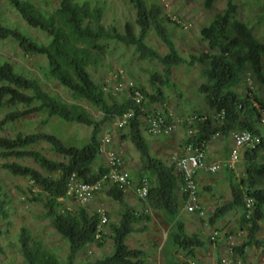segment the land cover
<instances>
[{"label":"trees","instance_id":"16d2710c","mask_svg":"<svg viewBox=\"0 0 264 264\" xmlns=\"http://www.w3.org/2000/svg\"><path fill=\"white\" fill-rule=\"evenodd\" d=\"M131 1L136 8L139 33L135 32L131 23L125 25L123 32L116 26L104 25L103 7L92 5L89 0H60L59 6L50 14L44 13L31 0H11L28 25L49 34L46 43L38 42L22 30L8 28L0 22V37L13 38L28 54H43L47 57L45 78L59 80L71 90L75 100H86L103 113L101 119L95 118L81 103H69L59 99L47 92L39 79L18 73L9 61H0V110L7 107L12 109L0 121L1 129L7 123L16 122L35 113L59 116L68 122L94 127L90 141L82 146L68 145L56 135L42 131L18 132L14 136L0 134V156L5 158L30 156L49 172L58 174L44 175L29 165L18 162L4 163V167L11 173L28 176L41 190L33 199L45 207L47 216L52 219L55 228L68 240L70 246L68 259L63 262L55 252L33 241L28 229L22 227L19 233L20 250L24 257L22 264H79L75 261L78 253L101 240L104 230L100 238L96 237L101 221L99 212L91 214L88 209L80 208L79 212L75 213L64 205L65 198L69 197L68 179L72 173H77L85 181L97 180L108 169L106 167L99 172L93 169L101 153L102 125L132 106L137 107L138 113L148 112V105L160 101L163 97L161 88L150 94L140 87L146 98L141 106H137L127 94L119 100L117 94L105 90L103 84L95 82L89 68L97 66L104 59L107 52L106 42L114 40L128 46L133 45L143 58L161 61L163 74L153 75L152 80H159L162 85L170 82L174 66L187 62L168 31L160 6L155 3L150 5L147 0ZM215 1L205 0L208 7H212ZM151 29H154L167 46L168 52L165 55L146 43V37ZM202 35L213 49L219 51L192 55L187 63L192 65L196 61L210 60V66L206 70L207 81L200 86V91L219 115V125L215 131H211L214 125L213 118L208 116L204 119L202 115H195L197 119L188 127L196 129V133L189 135L186 143L190 141L208 143L211 141L212 133L229 136L233 131L240 129L250 130L262 137V143L258 148L247 151V157L252 163L246 179L242 180V184L230 179L232 202L214 214V218H219L236 207H245L247 196L256 198L254 213L244 212L242 215V223L248 227V241L237 248L234 247V251L244 255L245 246L262 244L258 232L263 216L261 210L264 206V188H258L256 184L257 176L264 175V163L255 160L259 151L264 149V136L251 121V118L258 119L260 116L252 97L248 94L241 96L235 87L240 82V67L247 60L250 61L258 80L264 84V42L257 39L253 30L239 17V5L234 0H227L225 10L218 13L209 26L203 28ZM240 49L245 51L244 56H240L237 62L233 61V52ZM143 126L142 116L133 118L128 125L129 137L140 150L144 166L156 177L155 182L150 185L146 201L151 208L164 210L174 219L168 233L170 245L173 248L190 251L194 255L193 249L204 247L205 241L197 235L187 234L184 222L179 216L180 205L186 201L182 190V173L176 166H169L151 154L143 135ZM43 140L50 144L54 152L62 155L63 159H51L39 150L27 149L30 145ZM180 190L182 197L179 196ZM109 194L123 201L125 188L112 185ZM5 203L0 199V235L4 233L2 221L9 216ZM141 218L143 217L132 210L125 211L121 222L112 229L114 253L89 264H146L145 252L141 249H131L126 242L129 234L135 231V222ZM170 264L194 262L180 260L175 253H171Z\"/></svg>","mask_w":264,"mask_h":264},{"label":"rangeland","instance_id":"374dc122","mask_svg":"<svg viewBox=\"0 0 264 264\" xmlns=\"http://www.w3.org/2000/svg\"><path fill=\"white\" fill-rule=\"evenodd\" d=\"M31 1L46 14L52 13L60 3V0ZM89 1L92 5L103 7L104 25L116 26L123 32L125 25L131 23L135 32L139 33L136 8L131 0ZM147 2L150 5L155 3L160 6L168 31L178 51L187 62L192 55L219 51L211 47L209 41L203 37L202 30L211 24L218 13L225 10L227 0H216L212 7H208L205 0H147ZM234 2L239 5V17L253 30L255 37L264 42V0H234ZM0 22L8 28L22 30L41 43H46L50 37L43 30L28 25L12 5L11 0H0ZM106 43L107 52L104 59L97 66L89 68L94 81L107 85V82L112 81L114 72L121 69L126 78L133 80L148 93H155L158 88L163 90L162 99L150 103L147 110L169 116L175 124V129L170 135H159V137H167L164 142L168 149H164L162 143L157 141L154 142L155 144H150V152L167 165L176 166L179 170L177 161L185 153L186 140L189 136L188 123H185L187 117L202 115L213 118L214 125L211 131H215L219 125V115L200 91V86L207 81L206 70L210 66V60L196 61L192 65L185 62L174 66L170 82L162 85L159 80H152L153 75L163 74L161 61L155 58H143L133 45L128 46L114 40ZM146 43L162 55L168 52L167 46L154 29H151L146 37ZM244 54L245 51L241 49L234 51L233 61L237 62L238 58ZM0 61L11 62L18 73L39 79L42 87L50 94L69 103H81L95 118H102L101 111L86 100H75L71 90L59 80L45 78L48 67V59L45 55L28 54L13 38L0 37ZM235 89L241 96L248 94L252 97L260 116L258 119L251 118V121L264 136V84L258 80L248 60L240 67V82ZM124 90L127 89L124 88ZM125 94H127L126 91L118 92V99L122 100ZM11 110L9 107L1 109L0 121ZM93 129V126L68 122L59 116L35 113L16 122L7 123L3 129L0 128V134L14 136L18 132L42 131L56 135L68 145L82 146L90 141ZM107 132L113 134L112 142L108 145L109 151L123 158L124 167L131 173L132 186L125 189L126 195L123 201L109 194L110 185H105L90 202L85 204L70 196L65 198L64 205L75 213H78L80 208L88 209L91 214L99 212V209H105L109 217L99 243H92L80 251L75 259L77 263L89 264L112 255L114 253L113 226L121 222L125 211L132 210L143 218L135 222V231L129 234L126 242L131 249H141L145 252L146 264H170L171 253H175L180 260H191L194 264H264V206L261 210L263 216L258 232V238L262 244L245 246L244 255L234 251V247L237 248L248 241V227L242 223V215L244 212L253 214L256 205L252 210L247 209L246 206H239L219 218H214L216 211L232 202L230 179L242 184L252 163L247 157V151L241 154L236 163L230 162V151L234 146L232 133L229 136L212 133L207 148L208 162L216 161L222 167L216 172L204 169L205 187L199 188L198 191L204 213L188 211L186 203L180 205L185 221V231L205 241L204 247L193 249L195 252L193 255L190 251L173 248L170 245L168 233L174 224L172 216L162 210L151 208L146 199L136 194V187L143 177L149 178L150 185L155 182L156 177L150 169L144 167L141 152L129 137V127L114 128V122L108 121L102 125L100 138ZM177 132H181V140L177 139L175 135ZM27 149L39 150L51 159H63L62 155L54 152L50 144L44 140L30 145ZM255 161L264 163V149L259 151ZM6 162H18L34 167L44 175L58 176L57 173H51L43 168L30 156L23 158L0 156V199L6 202L9 213V216L2 221L4 233L0 235V264L24 262L19 243L22 227L28 229L33 241L43 244L55 252L63 262L66 261L70 254L68 240L55 228L52 219L47 216L45 207L33 199L41 190L28 176L11 173L4 167ZM107 166L108 156L105 152H101L93 169L99 172ZM256 186L264 188V175L257 176ZM242 188L246 189L245 186ZM181 192L180 190V197H182ZM213 236L215 239H212Z\"/></svg>","mask_w":264,"mask_h":264},{"label":"built area","instance_id":"2783aa9c","mask_svg":"<svg viewBox=\"0 0 264 264\" xmlns=\"http://www.w3.org/2000/svg\"><path fill=\"white\" fill-rule=\"evenodd\" d=\"M113 84V85H112ZM112 85V86H111ZM104 89L117 94L120 91H126L127 95L132 99L133 104L141 106L145 101V94L133 80L126 78L123 70L119 69L112 75V81L107 82V85L103 84ZM110 86V88L108 87ZM126 88L127 90H124ZM136 106H132L126 112L117 115L112 121L114 122V128L127 127L133 118L137 116L144 117V129L155 136L170 135L175 129V124L170 120L168 116L165 118L160 112H152L148 110L145 113H138ZM144 112V111H143ZM204 119L207 116L203 117ZM197 119V116L188 117L187 122L193 123ZM189 135H194L196 129H188ZM234 140V146L230 153V162L236 163L241 156L243 149L252 151L258 148L262 143V137L250 130L240 129L232 132ZM112 132H107L101 138V152H105L108 156V169L106 172L100 175L95 181H85L79 177L77 173H72L68 179L67 195L75 199L80 203L90 202L97 193L105 185H116L127 189L132 186V178L129 170L124 167V160L121 156L117 155L113 151H109L108 145L112 142ZM209 142H187L185 147V153L180 156L177 161L178 169L183 176L182 190L185 195L186 208L190 212L204 213V208L201 207L199 202L198 182L197 174L200 170L207 168L211 172H216L220 169L221 165L218 162L211 164L207 161V146ZM150 183L147 177H143L136 187V194L143 199H146L149 194ZM246 207L249 210L256 205V198L254 196H247ZM101 216L100 224L98 225L97 238H100L104 226L107 224L109 217L105 209H99ZM215 239V236L212 237ZM225 262V260H224Z\"/></svg>","mask_w":264,"mask_h":264},{"label":"crops","instance_id":"0c3cea01","mask_svg":"<svg viewBox=\"0 0 264 264\" xmlns=\"http://www.w3.org/2000/svg\"><path fill=\"white\" fill-rule=\"evenodd\" d=\"M187 119H188V117H187ZM187 119L185 120V123H188L187 122ZM187 125H189L190 126V124L188 123ZM188 129H189V127H188ZM143 135H144V137H145V139H146V141H147V143H148V145H149V147H150V144L152 145L154 142L156 143L157 141H160L161 143H162V145H163V147H164V149H168V146H167V144L164 142V141H166V139H167V137H163V136H153L152 134H150V133H148L145 129H144V126H143ZM175 135L178 137L177 139L178 140H181V137H182V134H181V132H177V133H175ZM154 143V144H155ZM210 144V143H209ZM209 144H208V146H209ZM208 146H207V148H208ZM151 150V149H150ZM232 150V149H231ZM244 151H248V150H246V149H243L242 150V152H241V154L244 152ZM207 152H208V150H207ZM230 153H231V151H230ZM184 154V153H183ZM153 155V154H152ZM154 157H156V156H154ZM157 158V157H156ZM163 161V160H162ZM207 161H208V154H207ZM213 162H216V161H213ZM213 162H208L209 164H211V163H213ZM145 167V166H144ZM222 167V166H221ZM220 167V168H221ZM206 169V168H205ZM130 172V171H129ZM131 174V173H130ZM132 178V177H131ZM206 181V172H205V170L204 169H202V170H200L199 172H198V174H197V182H198V190H199V188H202V187H205V182ZM207 186V185H206ZM131 188V187H130ZM182 193V192H181ZM126 195V194H125ZM125 195H124V197H123V199H125ZM199 202H200V199H199ZM184 203H186V201L184 202ZM163 212H165L166 214H168V212H166V211H164V210H162ZM179 216H180V218L182 219V221L184 222V224H185V221H184V218L182 217V214H181V208H180V210H179ZM188 234V233H187ZM172 246V245H171Z\"/></svg>","mask_w":264,"mask_h":264}]
</instances>
